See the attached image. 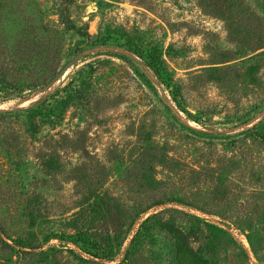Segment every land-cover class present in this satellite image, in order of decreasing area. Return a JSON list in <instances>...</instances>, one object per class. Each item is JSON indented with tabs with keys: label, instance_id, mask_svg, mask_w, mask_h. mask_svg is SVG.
<instances>
[{
	"label": "rangeland",
	"instance_id": "rangeland-1",
	"mask_svg": "<svg viewBox=\"0 0 264 264\" xmlns=\"http://www.w3.org/2000/svg\"><path fill=\"white\" fill-rule=\"evenodd\" d=\"M34 1L64 33L62 67L77 61L47 92L0 86V111L80 67L94 89L39 126L0 116L1 235L15 246L0 263L121 264L131 250L127 264H177L179 235L210 264H264V139L248 131L264 119V0ZM140 53L161 54L176 98Z\"/></svg>",
	"mask_w": 264,
	"mask_h": 264
},
{
	"label": "trees",
	"instance_id": "trees-1",
	"mask_svg": "<svg viewBox=\"0 0 264 264\" xmlns=\"http://www.w3.org/2000/svg\"><path fill=\"white\" fill-rule=\"evenodd\" d=\"M59 15L61 16L60 23L65 24L67 29H74L62 10H60ZM77 32L85 40L90 37L86 31L82 33L78 30ZM63 34L58 24L49 22L34 0H0V86L3 87L4 94L2 97L4 99L24 97L26 91L28 93L36 92L56 75L62 67ZM139 55L141 58L147 59L145 63L152 70L157 80L166 88H171L173 98H176L177 91L181 87L175 83L173 74L161 54L143 55L140 53ZM84 70L83 67L77 69L64 86L46 95L33 106L17 109L13 112L24 113L30 126L36 123L38 117L39 126L41 122L59 119L71 103L87 106L90 94L86 90L90 91L93 84L89 81V77L84 75ZM23 73L25 74L22 75ZM13 112L9 110L0 111V116L7 117ZM183 126L192 133H203L186 125ZM248 131H254L256 136L264 139V119ZM60 135H63V138H68V134ZM52 159H46L50 169L54 167L53 164L49 166ZM46 160L44 163H47ZM159 203H162L160 199L145 205L137 202L132 219H136L150 206ZM1 234L9 238L5 228L0 223V251H14L15 246H12ZM132 240L131 247L137 241L136 236ZM175 240L177 264H210L208 259L194 251L185 237L176 235ZM16 246L33 248V246H25L23 242L16 243ZM8 253L11 257L12 254ZM129 255H131V250H128L121 264H127L125 261ZM6 262L9 260L6 259Z\"/></svg>",
	"mask_w": 264,
	"mask_h": 264
},
{
	"label": "water",
	"instance_id": "water-1",
	"mask_svg": "<svg viewBox=\"0 0 264 264\" xmlns=\"http://www.w3.org/2000/svg\"><path fill=\"white\" fill-rule=\"evenodd\" d=\"M77 61V57H74L73 59H71L69 62H67L62 69L56 73V75H54V77L49 81V83H46L39 91L42 92H47L49 91V89L51 88V86H53L62 76L63 74L71 67L75 64V62Z\"/></svg>",
	"mask_w": 264,
	"mask_h": 264
}]
</instances>
